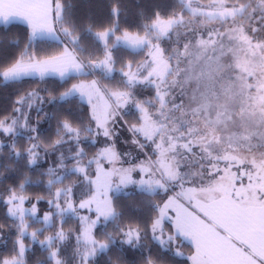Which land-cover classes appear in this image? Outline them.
Instances as JSON below:
<instances>
[{"label":"snow or ice","instance_id":"1","mask_svg":"<svg viewBox=\"0 0 264 264\" xmlns=\"http://www.w3.org/2000/svg\"><path fill=\"white\" fill-rule=\"evenodd\" d=\"M168 7L122 30L118 0L107 26L70 0H0V34L26 25L23 40L0 35V84L56 76L65 89L0 109V155L25 162L0 191V264H30L35 244L36 264H264V0ZM77 99L78 115L65 109ZM49 158L33 198L23 171ZM129 186L147 193L134 216Z\"/></svg>","mask_w":264,"mask_h":264},{"label":"trees","instance_id":"2","mask_svg":"<svg viewBox=\"0 0 264 264\" xmlns=\"http://www.w3.org/2000/svg\"><path fill=\"white\" fill-rule=\"evenodd\" d=\"M117 0H70L72 4V12L74 17L77 19H87L91 18L96 21L98 24L103 23L107 26L108 16L111 11V7ZM178 0H118L120 7L123 10V16L121 21V28L129 27L130 25L142 23L141 14L144 16L151 15L153 11L160 7H168V11L172 10V7L177 4ZM26 25L23 23L17 22L14 27H12L10 32L5 34H0L3 36L4 43H7L13 39H24ZM132 31H136L135 28L131 29ZM131 53V55H129ZM5 55L7 53H4ZM124 56L125 60L132 59L133 56L136 60H143L145 58L146 53H141L139 51H133L132 49H123L120 53ZM73 83L76 81H72ZM63 82L55 76L47 77L45 80L41 81L39 78L36 79H26L17 83L16 85H2L0 84V109L10 108L11 104L16 98L18 92H24L29 90H38L42 93V95H46L42 90L47 88L49 91H54L55 95H59L60 92L64 91V88L59 87ZM70 86V85H68ZM147 98V90H145V96ZM64 103V102H61ZM87 107L86 105L84 106ZM46 110L53 109V105H46ZM65 109H70L73 113L79 114L82 111L80 107V102L77 99L76 102L72 104H65ZM55 127V121L51 123L43 122L42 123V132H48L53 130ZM0 163L8 166V171L4 172V176L0 177V191L9 187L13 181L17 180V169L24 168V161H10L7 157V151H5L2 155H0ZM53 166V158H49L45 161L41 162L39 167L34 166L31 169H25L23 171V175L28 176L33 183L29 185L30 195L34 198L35 195H46L45 184L47 182V177H43L41 173L45 171L48 167ZM76 178L73 176L72 181L75 182ZM38 181H42V183H37ZM66 183L68 181H65ZM131 196H121L120 203L123 211L128 216H134L137 214V206L140 208L143 207V199L147 196V193H140L138 190L129 191ZM40 209L41 212L47 210V202L45 200L40 201ZM7 208L3 205H0V223H8L11 224L9 218L6 217ZM75 227V223L69 224L68 228ZM6 235L8 233L7 228H5L0 234ZM14 233V229H13ZM15 239L14 235L9 236V247L11 246V241ZM185 245L187 243L185 242ZM35 250V255L31 257L30 264H36L37 260L43 259V255L40 251V246L38 244L32 245ZM186 251L190 252L189 247L184 248ZM71 254L69 250V255ZM131 259V257H129ZM183 264L184 257H177ZM190 264V262H188Z\"/></svg>","mask_w":264,"mask_h":264},{"label":"rangeland","instance_id":"3","mask_svg":"<svg viewBox=\"0 0 264 264\" xmlns=\"http://www.w3.org/2000/svg\"><path fill=\"white\" fill-rule=\"evenodd\" d=\"M135 51H139V50H135ZM50 77V76H49ZM56 77V76H55ZM38 91V90H37ZM41 95H42V93H41ZM45 107H46V105H45ZM135 112V109H132L131 111H129L128 109H125L124 110V113H125V117L126 118H132V115H133V113ZM33 119H35V116L33 117ZM125 135H130V133H125ZM121 147H124V148H129V149H131V148H134L135 146L134 145H124V144H121ZM133 155H135V153H133ZM131 190H137L136 188H135V186H129V188L128 189H126L125 191L126 192H129V191H131ZM26 207L28 206L27 204L25 205ZM38 207L40 208V206L38 205ZM41 225H39V224H36V227H40ZM68 227V226H67ZM67 230V229H66ZM48 234H50V233H45V235H48ZM0 236H3L2 235V233L0 234ZM41 238H43V237H41ZM187 243V242H186ZM184 251H185V253H186V255L189 253L188 251H186L185 249H184Z\"/></svg>","mask_w":264,"mask_h":264}]
</instances>
